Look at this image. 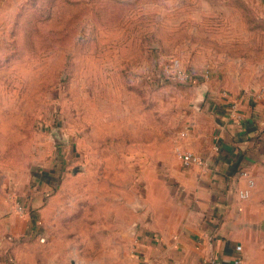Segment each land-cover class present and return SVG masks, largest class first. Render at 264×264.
<instances>
[{"label":"rangeland","instance_id":"obj_1","mask_svg":"<svg viewBox=\"0 0 264 264\" xmlns=\"http://www.w3.org/2000/svg\"><path fill=\"white\" fill-rule=\"evenodd\" d=\"M222 107L264 119V0H0L4 261L135 264Z\"/></svg>","mask_w":264,"mask_h":264},{"label":"crops","instance_id":"obj_2","mask_svg":"<svg viewBox=\"0 0 264 264\" xmlns=\"http://www.w3.org/2000/svg\"><path fill=\"white\" fill-rule=\"evenodd\" d=\"M220 114L208 149L189 151L205 166L180 165L169 193L172 205L162 221L141 229L135 264H264V206L250 199L257 191L256 170L264 166V119L246 113L230 121L224 107ZM242 190L248 191L245 199L239 197ZM10 235H20L19 224L11 225ZM28 241L11 244L14 264H23L14 246ZM1 254L0 264H7Z\"/></svg>","mask_w":264,"mask_h":264},{"label":"built area","instance_id":"obj_3","mask_svg":"<svg viewBox=\"0 0 264 264\" xmlns=\"http://www.w3.org/2000/svg\"><path fill=\"white\" fill-rule=\"evenodd\" d=\"M170 69L173 71V74L178 78V80L180 81H186L190 79V75L188 74H184L177 66V62L176 61H173L171 64H170ZM231 107L235 108L236 107V102H232V105ZM177 157L181 163V165L185 168L187 167H191V166H199V167H202V166H205V161L204 159H202L200 156L192 153V152H189V151H178L177 152ZM243 176H246V173H242ZM248 185L251 186L252 185V182L249 181L248 182ZM248 196V191L247 190H242V191H239V197L241 199H245L246 197ZM18 210L21 214L24 213V208L22 206H19L18 207ZM240 248L239 247H236V250H239ZM211 264H221L220 262L218 261H212Z\"/></svg>","mask_w":264,"mask_h":264},{"label":"water","instance_id":"obj_4","mask_svg":"<svg viewBox=\"0 0 264 264\" xmlns=\"http://www.w3.org/2000/svg\"><path fill=\"white\" fill-rule=\"evenodd\" d=\"M58 143H61V144H62V143H63V141H61V140H60Z\"/></svg>","mask_w":264,"mask_h":264}]
</instances>
